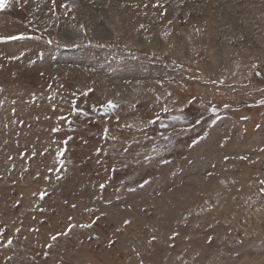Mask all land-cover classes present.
Listing matches in <instances>:
<instances>
[{
    "label": "rangeland",
    "instance_id": "1",
    "mask_svg": "<svg viewBox=\"0 0 264 264\" xmlns=\"http://www.w3.org/2000/svg\"><path fill=\"white\" fill-rule=\"evenodd\" d=\"M262 182L264 0L0 9V264H264Z\"/></svg>",
    "mask_w": 264,
    "mask_h": 264
},
{
    "label": "snow or ice",
    "instance_id": "2",
    "mask_svg": "<svg viewBox=\"0 0 264 264\" xmlns=\"http://www.w3.org/2000/svg\"><path fill=\"white\" fill-rule=\"evenodd\" d=\"M7 2H8V0H0V9L5 8ZM64 7H68V5H64ZM24 38H25V37H23V36H11V37H8V39H11V40L24 39ZM165 111H167V109H165ZM57 131H58V129H57ZM59 155H62V153H59ZM241 159H244V157H241ZM50 171H51V170H50ZM57 178L59 179L60 177L58 176ZM262 183H264V182H262ZM34 195H35V194H34ZM39 195H40V199H43L44 196L46 195V192H42V193H40ZM73 207H75V205H73ZM72 227H75V225H72L71 227H69L68 230H67L66 232H64V233H61V235H67L69 232H71ZM81 227H87V225H81ZM0 235H2V233H0ZM57 238H58L57 235H53V236L51 237V239H52L53 241L57 240ZM7 243H8L9 245H11L12 241H11V240H8ZM48 247L50 248L51 245H48Z\"/></svg>",
    "mask_w": 264,
    "mask_h": 264
}]
</instances>
